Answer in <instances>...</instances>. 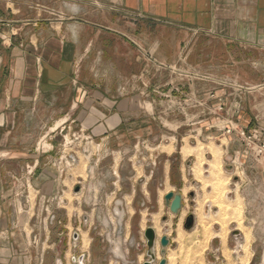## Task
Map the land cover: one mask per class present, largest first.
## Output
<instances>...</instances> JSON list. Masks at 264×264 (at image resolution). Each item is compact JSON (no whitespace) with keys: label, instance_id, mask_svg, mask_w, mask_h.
<instances>
[{"label":"crops","instance_id":"1","mask_svg":"<svg viewBox=\"0 0 264 264\" xmlns=\"http://www.w3.org/2000/svg\"><path fill=\"white\" fill-rule=\"evenodd\" d=\"M221 77L264 78V0H0V234L27 168L38 169L43 197L65 183L42 162L57 137L140 140L157 125L154 95L200 88L206 97L224 88L209 80ZM215 95L247 116V130L253 118L264 127L250 112L264 101ZM42 140L50 148H37ZM15 236L0 238V264H20Z\"/></svg>","mask_w":264,"mask_h":264},{"label":"rangeland","instance_id":"2","mask_svg":"<svg viewBox=\"0 0 264 264\" xmlns=\"http://www.w3.org/2000/svg\"><path fill=\"white\" fill-rule=\"evenodd\" d=\"M209 80L224 88H206V97H199L200 88L154 95L157 125L148 137L120 147L57 137L56 154L42 162L55 165L65 183L43 197L33 185L38 169L27 168L31 181L17 183L16 200L6 206L10 229L0 238L16 235V244L24 246L18 262L55 264L66 258L69 264L71 255L85 253L87 264H142L148 259L144 230L152 226L153 264L162 257L167 264H264V158L237 145L235 129L245 128L239 122L247 116L213 103L218 89L230 102L250 96L262 102L264 78ZM149 92L145 99H151ZM250 112L264 119L263 104ZM252 121L251 129L264 131ZM229 127L235 129L228 133ZM37 148L50 145L42 140ZM170 191L182 193L177 214L165 204ZM190 215L194 222L187 229ZM76 232L80 243L72 239ZM163 235L170 240L165 255L159 252Z\"/></svg>","mask_w":264,"mask_h":264},{"label":"water","instance_id":"3","mask_svg":"<svg viewBox=\"0 0 264 264\" xmlns=\"http://www.w3.org/2000/svg\"><path fill=\"white\" fill-rule=\"evenodd\" d=\"M79 190V186H76L75 191ZM164 200L165 204L169 207L172 213L177 214L180 212V210L183 207V197L181 192H167L164 195ZM192 222H194V217L190 215L185 222V227L187 229L191 228ZM144 236L146 239V244H147V256L148 259L145 260L142 264H153V261L156 258L155 255V243H156V232L155 229L152 226H148L144 230ZM160 238V245H161V252L162 255H165L166 253V247L169 245L170 240L166 235H163ZM158 264H167V260L165 257H162L159 261Z\"/></svg>","mask_w":264,"mask_h":264},{"label":"built area","instance_id":"4","mask_svg":"<svg viewBox=\"0 0 264 264\" xmlns=\"http://www.w3.org/2000/svg\"><path fill=\"white\" fill-rule=\"evenodd\" d=\"M235 128H227L228 133ZM236 131L237 141L244 145L246 149L251 152L254 156H259L264 158V131L262 129H251L238 128ZM71 161H75L73 155H69Z\"/></svg>","mask_w":264,"mask_h":264},{"label":"flooded vegetation","instance_id":"5","mask_svg":"<svg viewBox=\"0 0 264 264\" xmlns=\"http://www.w3.org/2000/svg\"><path fill=\"white\" fill-rule=\"evenodd\" d=\"M72 239L77 243L82 240L80 237V234L77 232L73 234ZM76 246H78V244H75V247ZM88 256L89 255H87L85 253H79L76 256L71 255L69 264H87ZM55 264H67V260H66V258H64V261L56 262Z\"/></svg>","mask_w":264,"mask_h":264},{"label":"bare ground","instance_id":"6","mask_svg":"<svg viewBox=\"0 0 264 264\" xmlns=\"http://www.w3.org/2000/svg\"><path fill=\"white\" fill-rule=\"evenodd\" d=\"M118 247V246H117ZM117 252V251H116Z\"/></svg>","mask_w":264,"mask_h":264}]
</instances>
